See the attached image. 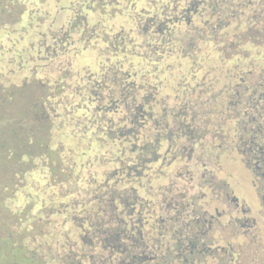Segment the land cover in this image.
Segmentation results:
<instances>
[{
	"label": "flooded vegetation",
	"instance_id": "1",
	"mask_svg": "<svg viewBox=\"0 0 264 264\" xmlns=\"http://www.w3.org/2000/svg\"><path fill=\"white\" fill-rule=\"evenodd\" d=\"M79 2L34 24L29 79L82 113L71 179L36 161L9 202L30 243L47 264H264V0Z\"/></svg>",
	"mask_w": 264,
	"mask_h": 264
},
{
	"label": "trees",
	"instance_id": "2",
	"mask_svg": "<svg viewBox=\"0 0 264 264\" xmlns=\"http://www.w3.org/2000/svg\"><path fill=\"white\" fill-rule=\"evenodd\" d=\"M48 1L0 0V264H47L50 260L30 243L35 236L30 229L35 225L32 206L15 215L8 205L20 188H28L27 174L39 167L36 161L48 167L52 185L70 180L75 154L69 147L75 138L66 129L81 134L77 129L82 106L70 103L71 88L62 80L53 84V79H29L33 65L48 64L31 54L33 43L47 39L44 31H34V24L42 25L48 17V10L42 8ZM4 39L13 41L9 55L1 50Z\"/></svg>",
	"mask_w": 264,
	"mask_h": 264
},
{
	"label": "rangeland",
	"instance_id": "3",
	"mask_svg": "<svg viewBox=\"0 0 264 264\" xmlns=\"http://www.w3.org/2000/svg\"><path fill=\"white\" fill-rule=\"evenodd\" d=\"M23 192H25V191H23ZM26 193V192H25ZM16 205H18L17 203H16ZM12 207L14 206V205H11ZM0 232H1V228H0Z\"/></svg>",
	"mask_w": 264,
	"mask_h": 264
}]
</instances>
